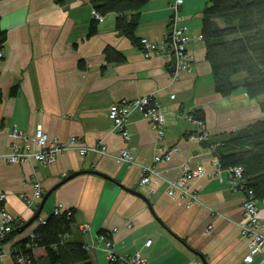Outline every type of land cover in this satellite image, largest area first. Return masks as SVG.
I'll list each match as a JSON object with an SVG mask.
<instances>
[{"label": "crops", "instance_id": "crops-1", "mask_svg": "<svg viewBox=\"0 0 264 264\" xmlns=\"http://www.w3.org/2000/svg\"><path fill=\"white\" fill-rule=\"evenodd\" d=\"M175 1L151 0L140 16L138 38L154 41L159 48L168 45L170 5ZM208 1L181 4L194 62L191 73L176 76L168 70L172 57L147 58L141 47L116 31L115 13L98 21L97 34L88 36L95 21L93 0H0V26L8 36L0 60V153L11 150L13 130L32 138L38 128L52 139L75 138L87 148L83 155L71 148L49 165L0 160V195L6 197L0 200V210L28 222L40 206H28L25 198L39 180L44 195L52 190L40 217L48 218L61 205L66 211L75 209L77 223L70 240L96 245L89 248L93 264L109 263L99 241L101 232L110 233L117 255L139 254L140 264H264V248L252 263L244 262L249 252V240L241 230L244 193L230 186L226 169L216 176L213 150L198 137L202 129L219 138L264 119L259 104L264 97L251 99L243 90L223 97L214 91L199 38ZM108 46L124 53L126 60L107 64ZM14 85L18 91L12 96ZM142 96L154 97L166 115L163 134L158 137L149 117L133 110L125 122L126 139L108 118L110 105ZM196 109L206 115L202 125L191 118ZM102 147L105 153L99 152ZM126 149L135 160L121 164L117 158ZM161 149L174 150L172 159L156 161ZM145 167L156 174L143 184ZM199 168L205 174L192 179L199 200L187 207L169 195L168 180H177L185 169ZM81 171L88 172L64 180ZM259 207L264 217V203ZM83 223L91 227L88 233L80 231ZM10 248L4 247L0 264H16Z\"/></svg>", "mask_w": 264, "mask_h": 264}, {"label": "trees", "instance_id": "trees-1", "mask_svg": "<svg viewBox=\"0 0 264 264\" xmlns=\"http://www.w3.org/2000/svg\"><path fill=\"white\" fill-rule=\"evenodd\" d=\"M150 1L93 0V9L103 17L110 13L117 14L116 31L142 48L137 32L143 8ZM201 17V38L206 49V60L212 70L214 91L223 97L239 90H243L251 99L263 97L264 0H209ZM97 30L96 20L90 26L88 36L96 35ZM7 38L6 30L0 26V53L4 51ZM104 53L107 64L126 60L124 53L112 46L106 47ZM78 65L86 67L84 61H79ZM17 87L18 85H14L11 88L12 96L17 93ZM1 98L0 91V101ZM259 104L264 111V99H260ZM191 118L203 124L206 115L202 109H196L191 113ZM202 141L213 150V156L222 169L243 168L240 192L244 196L251 191L256 199H264V119L240 130L222 133L219 138L209 135ZM40 218L34 223L40 221ZM25 223L23 220L15 222L6 241L18 236L19 228ZM76 223L75 209L64 211L60 215L52 213L45 223L40 222L33 229L34 237L20 238L14 247L22 250L33 264H93L87 244L70 240ZM42 251V256H39ZM108 264L127 263L117 259L109 260Z\"/></svg>", "mask_w": 264, "mask_h": 264}, {"label": "built area", "instance_id": "built-area-1", "mask_svg": "<svg viewBox=\"0 0 264 264\" xmlns=\"http://www.w3.org/2000/svg\"><path fill=\"white\" fill-rule=\"evenodd\" d=\"M59 1V0H54ZM81 1V0H77ZM183 0H176L174 3L170 5L172 8V16H171V33L168 37V43L171 46L172 50L169 48H159L157 43L154 41H150L147 38H141L142 41V52L147 58H151L152 56H162L166 55L169 57L176 56V70L175 75H179L180 73H191L192 64L194 62V57L192 53L188 50L189 43L193 40L189 35V28L184 22V18L181 15V4ZM93 17L95 21H102L103 16L94 9L92 10ZM200 39L201 36L199 37ZM3 57V51L0 53V60ZM2 79H0L1 85ZM133 110H139L149 117L150 125L156 129L158 133V137L162 136L163 128L166 121V115L161 112L159 105L154 97L151 96H142V98H135L132 101H123L121 103H112L110 105V109L108 111V118L112 119L115 128H117L121 135L126 138H129V134L125 128V122L129 118L128 116L132 113ZM202 125L201 122L196 121ZM209 133L205 132V130H200L199 138L207 139ZM11 137L13 138V145L9 152L0 153V160H4L10 164L16 163H24L27 160L33 161L35 164L42 163L45 165L52 164L59 155H63L69 151L71 148H77L78 151L83 155L87 152V148L82 146L78 140L75 138H70L67 142L57 141L56 139H52L48 133L42 130V128H38L36 130V134L32 138H22L19 132L13 130ZM22 139L21 142L18 139ZM105 147L99 149V152L105 153ZM174 153V150L168 151L161 149L160 152L156 155L155 160H170L171 156ZM135 155L128 149L124 150L117 158V160L121 163H133ZM214 167L218 171L216 176H219L222 167L219 165L218 160L214 159ZM143 170V176L141 178L142 183H149L151 180V176L155 175V171L151 169V167H145ZM242 167H231V169H227L229 183L231 187L236 188L242 182ZM204 175L203 168H199L196 171H190L189 169H185L183 174L178 177L177 180H168V193L169 195L179 203L185 204L187 207L192 206L196 203L198 199L197 191L192 186V179L195 176ZM33 193L31 196L25 198L28 206L39 207V203L43 199L44 189L41 182L38 180L34 184ZM5 195H0V200H5ZM264 203L263 200H258L252 196V192L249 191L248 194H245L243 201V217L244 222L241 226V230L244 236H246L248 242V254L244 259V262L252 263L256 255L260 254L264 248V217L261 215V209L259 207L260 203ZM63 205L58 206V208L54 211L55 215H60L64 212ZM0 255L6 253L4 251V247L7 245H11L9 249L11 256L14 258L16 264H33L31 260L27 257L26 254L19 250V248L14 247L15 243L20 240V238L26 237H34V232L31 230L30 232L24 231L19 233L18 236L9 239L6 241V237L9 232L13 229V224L21 218H17L12 215L9 211L5 209L0 210ZM45 223L46 219L40 218L39 223ZM91 227L87 223H83L80 225V231L84 233H88ZM99 241L104 243L105 249L107 252V257L111 261H116L120 259L124 263L127 264H140L143 259L139 254H135L131 257L119 256L113 250V241L109 232L99 235ZM151 239H149L146 245H151ZM30 245H28L29 247ZM89 248H96L94 244H87ZM15 252V253H14ZM14 253V254H13Z\"/></svg>", "mask_w": 264, "mask_h": 264}, {"label": "water", "instance_id": "water-1", "mask_svg": "<svg viewBox=\"0 0 264 264\" xmlns=\"http://www.w3.org/2000/svg\"><path fill=\"white\" fill-rule=\"evenodd\" d=\"M170 32H171V31H170ZM165 48H169L170 50H172V48H171V46H170L169 44L166 45ZM176 65H177L176 56L173 55V57H172V65H171V66L169 67V69H168L169 72L173 73V72L176 70ZM82 172H88V171L74 172L73 174H70V176H68V177H67L66 179H64V180H65V181H66V180H70L71 178H73V177H75V176H77V175H80ZM93 172H94V171H93ZM96 173H98V172H96ZM98 174L101 175V176L106 177V178L109 179V180H111V179H110L107 175H105V174H101V173H98ZM127 190H128L129 192L134 193L135 195L138 194V195H141V196H142V194L139 193L138 191H134V190H132V189H127ZM51 192H52V190H50L49 192H47V193L45 194V196L43 197L42 201L40 202V205H39L40 208H39V210L35 213L34 216L31 217V219H29L28 222H26L22 227L19 228L18 233L27 230V229L30 227V225H32L37 219L40 218V214H41V212H42V210H43V208H44V204H45V202L48 200V198L50 197V193H51ZM198 255L201 257L202 261H204V262L206 261L204 256H202V255H200V254H198Z\"/></svg>", "mask_w": 264, "mask_h": 264}, {"label": "bare ground", "instance_id": "bare-ground-1", "mask_svg": "<svg viewBox=\"0 0 264 264\" xmlns=\"http://www.w3.org/2000/svg\"><path fill=\"white\" fill-rule=\"evenodd\" d=\"M229 182V181H228ZM230 184V183H229ZM230 186H231V184H230ZM240 187H241V184L240 185H238L236 188H234L236 191L238 190V189H240ZM242 188V187H241Z\"/></svg>", "mask_w": 264, "mask_h": 264}, {"label": "rangeland", "instance_id": "rangeland-1", "mask_svg": "<svg viewBox=\"0 0 264 264\" xmlns=\"http://www.w3.org/2000/svg\"><path fill=\"white\" fill-rule=\"evenodd\" d=\"M264 97V96H263ZM234 189V188H233ZM239 191H240V189H238ZM19 233H21V232H19Z\"/></svg>", "mask_w": 264, "mask_h": 264}]
</instances>
